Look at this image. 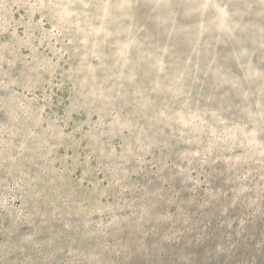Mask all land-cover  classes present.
I'll use <instances>...</instances> for the list:
<instances>
[{"label":"rangeland","instance_id":"1","mask_svg":"<svg viewBox=\"0 0 264 264\" xmlns=\"http://www.w3.org/2000/svg\"><path fill=\"white\" fill-rule=\"evenodd\" d=\"M0 264H264V0H0Z\"/></svg>","mask_w":264,"mask_h":264}]
</instances>
